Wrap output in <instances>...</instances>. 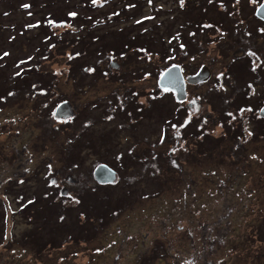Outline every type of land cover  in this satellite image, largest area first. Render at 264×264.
Listing matches in <instances>:
<instances>
[{
	"label": "rangeland",
	"instance_id": "374dc122",
	"mask_svg": "<svg viewBox=\"0 0 264 264\" xmlns=\"http://www.w3.org/2000/svg\"><path fill=\"white\" fill-rule=\"evenodd\" d=\"M226 1L0 0V264H264L263 0ZM172 62L192 105L147 89Z\"/></svg>",
	"mask_w": 264,
	"mask_h": 264
},
{
	"label": "water",
	"instance_id": "95a60500",
	"mask_svg": "<svg viewBox=\"0 0 264 264\" xmlns=\"http://www.w3.org/2000/svg\"><path fill=\"white\" fill-rule=\"evenodd\" d=\"M257 14L264 18V2L258 7ZM113 65H116L113 64ZM212 71L207 64L190 75L183 73L181 65L172 63L165 67L159 74L157 83L163 89L173 90L178 100H184L188 96L187 83L206 81L211 77ZM72 113L66 100L60 102L54 109L56 117H66ZM93 176L100 183L113 182L116 179V171L105 162H100L93 171Z\"/></svg>",
	"mask_w": 264,
	"mask_h": 264
},
{
	"label": "flooded vegetation",
	"instance_id": "af4514ba",
	"mask_svg": "<svg viewBox=\"0 0 264 264\" xmlns=\"http://www.w3.org/2000/svg\"><path fill=\"white\" fill-rule=\"evenodd\" d=\"M223 1H225V2H227L226 0H223ZM237 1H241V0H237ZM248 0H246V2H247ZM264 1V0H263ZM262 1V2H263ZM262 2H260V4L262 3ZM228 3V2H227ZM231 2H229V4H230ZM232 3H234V5H233V7H235V6H237L238 4H236L235 3V1H233ZM221 4V7L223 8L224 7V2L223 3H220ZM260 4H258V6L260 5ZM245 5V4H244ZM243 5V6H244ZM258 6H256V7H254L253 6V14H254V16H255V19H258V20H260L261 22H259L260 24H261V26H263L262 28H259V31H262V30H264V18L263 17H261V16H259L258 14H257V8H258ZM241 7V6H240ZM232 9V8H231ZM227 12V13H226ZM226 12L225 11H223V13L225 14L226 13V15H225V17H232V15H233V17L232 18H236V21H233V23H236L238 20H237V15H234L233 14V12L230 10V9H228V10H226ZM242 14H243V12L242 11H240ZM231 18V19H232ZM242 19L244 20V18L242 17ZM252 20V19H251ZM246 23H247V21L245 22V28L247 29V32H249L250 33V31H251V29L249 28V26H246ZM250 29V30H249ZM221 31L222 32H224V31H228V34H231L230 33V28H224V27H222V29H221ZM243 38H246L245 36H243ZM234 47V46H233ZM252 48H254V47H252ZM252 50V49H251ZM251 50H248L247 49V52H246V54H248V53H250V51ZM262 51H263V49L262 50H257V49H253L252 50V57H254V56H258L259 57V62H258V64H253L252 65V68H253V70L255 69V71H256V77L257 78H259V79H264V53H262ZM112 63V62H111ZM116 63V65H113V66H115V67H117L118 66V62H113V64H115ZM172 63H175V62H172ZM149 64V63H148ZM148 64H144L145 65V67H144V73L142 74V75H145V74H148V76L150 75V72L152 73V74H154L155 75V79H156V86H158V83H157V79H158V75L159 74H157V72H158V70H157V67L155 66V68L152 70V71H148V68L146 67ZM182 65V67H183V71H184V73H185V75H189V74H192V73H195L198 69L196 68V69H194L192 72H187L186 71V68H185V66H183V64H181ZM185 68V69H184ZM140 71V70H139ZM203 82H206V81H201V82H197V83H187V92H188V96H187V99H185V100H178L179 102H184V101H186V100H188V104L189 105H192L193 104V101L191 100V91H189L190 90V86L192 85V86H194V87H197V86H200L201 84H203ZM134 83V82H133ZM252 84H255L256 86H257V84L255 83V81H253L252 82ZM251 86V85H250ZM147 89H149V91L151 92V93H153V92H155L156 93V89H155V85H152L151 87H148ZM146 89V91H148ZM155 89V90H154ZM145 91V92H146ZM170 94H172L173 95V97H175V92L174 91H172V90H167ZM135 93H137V94H140L141 93V89H140V87H138V91H135ZM253 93V92H252ZM251 96V94L249 93L248 94V96ZM140 96V95H139ZM153 97V96H152ZM189 98H190V100H189ZM253 98V97H252ZM245 99H247V98H245ZM262 100H264V97L262 98ZM177 101V100H176ZM178 101H177V103H178ZM179 104H181V103H179ZM138 107L139 108H145V104L144 105H142V102H140V104L138 105ZM247 107V111H249V112H255L256 111V109L254 108V106H252V103H251V101H250V103H242L241 105H240V108L241 109H243V108H246ZM259 109H262V112H264V106H262V107H260ZM234 119H233V122L234 121H238L237 120V118H235V116L233 117ZM256 119H259L262 123H259V124H261V125H264V115L262 114V115H260L259 117H256ZM262 129H264V128H262ZM261 130V129H260ZM233 131H234V133L236 134V136L237 137H244L245 136V131H244V128H243V125L242 124H240L239 125V123H237L236 124V126L233 128ZM246 136H247V134H246ZM249 139H251L250 137L248 138V140ZM242 142H243V140H242ZM212 236H214V235H212ZM211 236V237H212ZM217 239H218V237H217ZM212 243H214V244H216V246H217V244H219L218 242H212ZM211 243V244H212ZM214 244H212V245H214ZM212 248H214V247H212ZM216 259H218V257H216V258H214V257H210V262H213V261H215ZM220 259V258H219ZM218 259V260H219ZM218 260H216L215 262H213L214 264L215 263H217L218 262Z\"/></svg>",
	"mask_w": 264,
	"mask_h": 264
},
{
	"label": "trees",
	"instance_id": "16d2710c",
	"mask_svg": "<svg viewBox=\"0 0 264 264\" xmlns=\"http://www.w3.org/2000/svg\"><path fill=\"white\" fill-rule=\"evenodd\" d=\"M191 20V23H194L195 22V19L194 18H192V19H190ZM129 33V32H128ZM127 36H128V38H127ZM92 37L94 38V39H92ZM96 38V39H95ZM97 39H99L98 37H94L93 35H88V36H81V37H79V41L82 43V44H84L85 46L86 45H100L98 42H96V40ZM125 39V38H124ZM138 39H140L139 38V36H136V35H134V34H130V36H129V34L128 35H126V39H125V41H127L126 43H132L133 44V42L134 41H136V40H138ZM150 40H148L147 42H149ZM124 43H122V45H123ZM100 52V51H99ZM144 67H145V65H143ZM137 68V67H136ZM79 86H81V85H79ZM158 86L156 87V90H158ZM164 91H167V90H164ZM169 93V92H168ZM139 95V94H138ZM154 96V95H153ZM152 108V107H151ZM169 111L170 110H172V108H169L168 109ZM174 113H170V115L171 116H169L168 117V120L171 118V119H173L174 118V115H173ZM194 121H196L195 119H194ZM197 126L198 125H196V128L194 129L195 130V132L198 130L197 129ZM199 127V133H205V134H207L206 133V131L208 132L210 129H208L207 127H204L203 125L202 126H198ZM181 131L182 132H184L185 133V130L183 129V127H181ZM211 131V130H210ZM261 132H263L264 131V129H261L260 130ZM210 133H214V132H210ZM189 134H192V135H194V131H192V133H190L189 132ZM224 135H226L227 136V133H226V129H225V132H224ZM187 136V135H186ZM208 136H210V135H208ZM204 140H205V138H204ZM203 140V141H204ZM203 150H204V148H203ZM207 150H208V148L207 147H205V152L207 153ZM132 152V151H131ZM131 152L130 153H127L126 155H128V158H130V156H132L133 157V155L131 154ZM70 158V157H69ZM68 158V159H69ZM144 194H147V193H144ZM47 195H49V194H47ZM62 195V194H61ZM49 196H51V195H49ZM48 202V201H51L50 200V198H46V200L44 201V202ZM46 202V203H47ZM46 203H44L45 205H47ZM43 204V203H42ZM49 205V204H48ZM115 209V208H114ZM108 212H110V211H108ZM102 217H99V219H101ZM33 237H34V235H33ZM28 239L30 240V239H32V237L30 236V237H28ZM47 239V238H46ZM46 239H43V237H40V238H37V242H39V245L40 246H42V247H45L47 244L50 246V245H53V242H51V241H54V240H46ZM56 246V245H55Z\"/></svg>",
	"mask_w": 264,
	"mask_h": 264
},
{
	"label": "snow or ice",
	"instance_id": "6c2138e0",
	"mask_svg": "<svg viewBox=\"0 0 264 264\" xmlns=\"http://www.w3.org/2000/svg\"><path fill=\"white\" fill-rule=\"evenodd\" d=\"M93 2L95 3V2H96V0H93ZM25 7H27V5H25Z\"/></svg>",
	"mask_w": 264,
	"mask_h": 264
}]
</instances>
